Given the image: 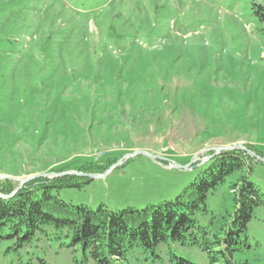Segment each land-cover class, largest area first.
<instances>
[{
  "label": "rangeland",
  "instance_id": "rangeland-1",
  "mask_svg": "<svg viewBox=\"0 0 264 264\" xmlns=\"http://www.w3.org/2000/svg\"><path fill=\"white\" fill-rule=\"evenodd\" d=\"M256 4L264 0H0V176L103 174L119 163L55 193L92 209H143L176 199L217 147L244 144L264 156V24ZM135 150L159 159L126 157ZM68 176L89 179L58 177ZM241 176L264 194V162L252 157L195 213L208 232L201 242L223 235ZM13 181L17 189L21 181ZM45 230L22 247L0 238V264H95L69 245L66 231ZM170 251L213 264L203 247L173 241L155 251L135 246L123 262L175 264ZM214 251V264H225ZM233 260L264 264V206Z\"/></svg>",
  "mask_w": 264,
  "mask_h": 264
},
{
  "label": "trees",
  "instance_id": "trees-1",
  "mask_svg": "<svg viewBox=\"0 0 264 264\" xmlns=\"http://www.w3.org/2000/svg\"><path fill=\"white\" fill-rule=\"evenodd\" d=\"M256 12L264 24V5L256 4ZM263 156V155H261ZM252 157L243 150L222 151L210 160L197 180L176 199L143 209L111 210L104 205L92 209L87 205H73L55 193L63 187H81L90 181H76L68 177H41L26 183L14 196L0 197V238L13 239L17 247L30 243L46 226L66 231L70 246H80L85 261L95 264H124L126 252L135 246L155 251L169 241L182 245H198L208 253L211 262L217 260L214 251L225 258V264H254L235 262L233 254L247 246L248 224L255 209L264 206V194L246 176H241L232 187L235 209L225 217L223 235L214 241L201 242L195 213L206 209V199L231 174L251 164ZM17 183L0 179V193L9 194ZM175 264H196L170 251Z\"/></svg>",
  "mask_w": 264,
  "mask_h": 264
},
{
  "label": "water",
  "instance_id": "water-1",
  "mask_svg": "<svg viewBox=\"0 0 264 264\" xmlns=\"http://www.w3.org/2000/svg\"><path fill=\"white\" fill-rule=\"evenodd\" d=\"M233 149L243 150L247 154H249L250 156L255 157L257 160L264 162V156H261V155L257 154L256 152L252 151L250 148H248L244 144H235V145L217 147V148H215V152L211 156H209L206 160L214 158L216 155H218L222 151L233 150ZM208 150H210V149H208ZM139 154L150 156L153 159H159L157 156L153 155L152 153H150V152H148L146 150H135V151L129 153L126 157L130 158V157H133V156L139 155ZM120 163H121V161H120ZM118 164L119 163L114 164L109 170H107L103 174L85 173V172L74 171V172L40 173V174L31 175V176H28V177L22 178V179L14 178V177H11V176H0V178H9V179L20 180L21 181V183H20V185H19V187L17 189H15L14 191H12L9 194L0 193V197H2V198H10V197L14 196L26 183H28L31 180H34L36 178H41V177L54 178V177H58V176L77 175V176H80V177H88L89 179L102 178V177H105L106 175H108L111 172V170L114 167H116ZM169 167H179V166L177 164H175V163H171L169 165Z\"/></svg>",
  "mask_w": 264,
  "mask_h": 264
}]
</instances>
